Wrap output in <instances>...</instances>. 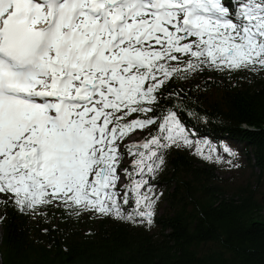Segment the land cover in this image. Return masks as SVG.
I'll use <instances>...</instances> for the list:
<instances>
[{"label":"snow or ice","instance_id":"6c2138e0","mask_svg":"<svg viewBox=\"0 0 264 264\" xmlns=\"http://www.w3.org/2000/svg\"><path fill=\"white\" fill-rule=\"evenodd\" d=\"M205 69L264 70V0H0V202L151 226L149 181L193 142L176 111L148 114Z\"/></svg>","mask_w":264,"mask_h":264},{"label":"trees","instance_id":"16d2710c","mask_svg":"<svg viewBox=\"0 0 264 264\" xmlns=\"http://www.w3.org/2000/svg\"><path fill=\"white\" fill-rule=\"evenodd\" d=\"M226 74L225 81H170L158 94L164 111L148 115L170 109L200 141L242 144L260 170L256 188L228 195L232 187L215 166L179 149L167 155L165 205L151 226L55 205L21 212L0 202V264H264V70Z\"/></svg>","mask_w":264,"mask_h":264},{"label":"rangeland","instance_id":"374dc122","mask_svg":"<svg viewBox=\"0 0 264 264\" xmlns=\"http://www.w3.org/2000/svg\"><path fill=\"white\" fill-rule=\"evenodd\" d=\"M227 76L228 75L226 74V72L212 71L209 69H205L203 72L191 74L188 76L187 79H180V81H182V83L186 85H189L191 83H201V81L211 80V79H214L216 81H225ZM132 118L134 119L136 118V116H133ZM152 127L153 125L144 131L137 130L130 136V138L126 142L132 140H137V141L141 140L151 132ZM185 129L189 139L193 142V146L189 147L183 144H181V146L179 147L175 145L172 146L171 148L167 149L164 152V161H166L167 155L170 156L179 149H186L192 152L194 155L200 157L204 161V163L205 162L210 163L212 166H215L217 168L218 175L225 180L224 184L232 187V190H230V193H228V195H232L233 192L236 191L238 187L244 185L251 186L252 188L257 187L259 183L258 177L260 174V170L256 166H254L255 164L254 159H252L251 162L247 160V157L244 155L242 144H240L237 141H229V140H224L220 143H216L211 139L207 141H200L197 138H195L194 135L186 127ZM197 147H201L203 149L202 154L197 153L196 151ZM225 147L230 148L231 151L234 152L236 155L233 156L225 152L224 151ZM209 148L214 149V151H212L211 153V158H205L209 156ZM216 157H220V159L217 160ZM229 161L231 163H229ZM131 164H132V157L126 155L122 167L131 169L130 168ZM197 164L203 165V163H197ZM166 169L167 166L165 165L164 162L161 168L157 171L155 178L150 179L149 181V183L153 185L156 194L159 196V200L156 205V211H159V213L163 211L165 205L163 196L160 194H161V187H165V184H162L164 181L162 178L165 175L169 176V173L166 172L167 171ZM261 181H263V183L260 185L258 192L264 193V176L261 178ZM89 214H91L92 218L95 220L101 219L102 217V216H97L93 213H89ZM262 215L264 216V210L262 212ZM108 217L110 218L111 216Z\"/></svg>","mask_w":264,"mask_h":264}]
</instances>
